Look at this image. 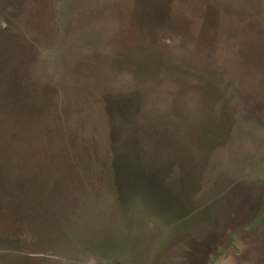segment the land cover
<instances>
[{
	"label": "rangeland",
	"instance_id": "1",
	"mask_svg": "<svg viewBox=\"0 0 264 264\" xmlns=\"http://www.w3.org/2000/svg\"><path fill=\"white\" fill-rule=\"evenodd\" d=\"M0 264H264V0H0Z\"/></svg>",
	"mask_w": 264,
	"mask_h": 264
}]
</instances>
